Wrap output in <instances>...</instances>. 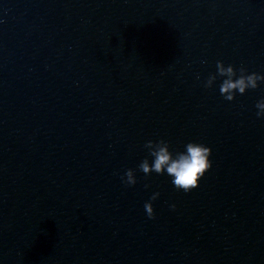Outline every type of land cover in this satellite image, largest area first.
<instances>
[{"label": "water", "instance_id": "obj_1", "mask_svg": "<svg viewBox=\"0 0 264 264\" xmlns=\"http://www.w3.org/2000/svg\"><path fill=\"white\" fill-rule=\"evenodd\" d=\"M217 61L264 75V0H0V264H264V84ZM160 139L212 149L197 189L138 170Z\"/></svg>", "mask_w": 264, "mask_h": 264}, {"label": "clouds", "instance_id": "obj_2", "mask_svg": "<svg viewBox=\"0 0 264 264\" xmlns=\"http://www.w3.org/2000/svg\"><path fill=\"white\" fill-rule=\"evenodd\" d=\"M207 63V61H202ZM215 72L210 73L203 87L213 89L219 80V93L228 102H234L237 95H246L250 90H257L264 84V75L256 72L249 73L247 68L241 66L238 70L231 64L217 61ZM200 80V76H196ZM256 118L264 120V98L255 104ZM147 156L138 165V170L145 178L153 174L167 176L177 191L190 193L197 189L200 181L212 168V149L204 143L189 141L183 146V150H174L167 140H148L144 144ZM125 187H135L138 183L136 170L128 169L120 177ZM145 190L151 188L150 184L144 185ZM160 198V192L156 191L150 197V201L144 204L145 212L149 219H155L153 203ZM175 210L176 205H170Z\"/></svg>", "mask_w": 264, "mask_h": 264}]
</instances>
